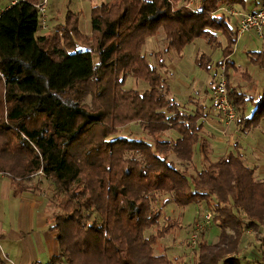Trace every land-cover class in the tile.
Instances as JSON below:
<instances>
[{"label": "trees", "instance_id": "obj_1", "mask_svg": "<svg viewBox=\"0 0 264 264\" xmlns=\"http://www.w3.org/2000/svg\"><path fill=\"white\" fill-rule=\"evenodd\" d=\"M14 1L0 9V173L15 195L48 198L59 250L47 264H181L156 253L180 227L171 217L160 226L161 193L180 207L206 201L221 228L214 244L200 236L194 264H241L235 255L247 231L259 234L264 249V180L240 150L213 160L205 105L185 111L160 70L165 55H181L196 39L221 48L217 66H225L236 122L241 132L257 127L264 92L249 94L231 77V68L243 74L231 59L238 31L219 12L245 0H197L193 7L192 0H110L92 6L90 33L80 28L82 12L69 9L42 34L38 0ZM162 33L165 49L155 66L145 46ZM249 56L264 67V52ZM196 61L214 67L206 53ZM129 77L148 87L127 88ZM135 122L143 137L120 134ZM171 129L179 133L175 140L165 138ZM197 149L205 166L190 178L169 157L192 161Z\"/></svg>", "mask_w": 264, "mask_h": 264}, {"label": "rangeland", "instance_id": "obj_2", "mask_svg": "<svg viewBox=\"0 0 264 264\" xmlns=\"http://www.w3.org/2000/svg\"><path fill=\"white\" fill-rule=\"evenodd\" d=\"M89 1L50 0L48 13L50 28L54 25L53 18H58L59 21H63L70 9L82 12L80 28L83 32L90 33V30H87V28L89 27L90 29L89 25L93 4L91 2V5H88ZM196 1L192 0L189 5L192 7L195 6ZM246 1L248 7H251V1ZM9 3L10 0H2L0 2V9L9 5ZM233 7L237 10H245L242 4H234ZM223 13L225 12L222 11L221 14ZM229 21L231 24H235L236 20L231 19ZM45 32H48V29H40L38 31L39 34ZM221 40L225 44L223 37ZM261 41L256 39L254 41L255 43L248 47L246 45V39L240 35L234 52L231 55V59L236 62L237 68L243 72V74L235 76L236 71L231 68V77H233L235 83L237 82L241 85L243 90L254 96H258L264 92V67L254 62L250 58L249 52L259 47L261 48L263 45ZM164 49L165 42L163 33L156 38L148 40L145 46V52L153 65L158 66L157 60L160 56H163ZM201 53H206L210 56L214 65L212 70L207 71L198 65L196 60ZM165 58L166 66L160 68V70L169 84V96L179 101L182 108L190 113L195 112L198 103H204L203 105L206 106V109L211 107V100H213V92L219 75L220 66H217V63L224 58L222 49L212 46L204 39H196L193 43L185 47L181 55H178L175 51H171L170 54L165 55ZM237 76L238 78L236 79ZM126 87L143 91L148 87V84L145 81H138L129 77L126 82ZM90 100L91 98L89 97L86 101L90 102ZM252 110L253 106L248 103L246 115L249 116ZM208 112L207 118L203 120L204 135L212 143L213 160L219 159L228 152L240 150L244 154L246 163L255 168L256 177L264 180V118L257 127L253 126L248 132H241L236 118L232 122H228L216 110L213 112L218 118L211 115L210 111ZM120 134L131 137H143L145 135L139 123L136 122L125 126L121 129ZM164 135L165 138L174 140L179 137V133L173 129L166 131ZM169 158L180 169L186 170L190 178L197 176L198 172L205 166L201 161L199 152H196L193 160L188 162H182L175 154H171ZM42 187L44 189H50L49 195L51 193L53 194V187L51 188L49 181L44 180ZM156 207L163 209L160 226L166 225V217L177 218L180 221L179 228L160 240L159 245L156 247V253H167L171 258L179 257L181 264H194L197 258L199 239H201L200 236L203 233L209 243L214 244L218 242L221 228L214 221V213L210 210L206 201L195 202L186 207H180L174 203L168 193H161ZM208 211L212 215L209 220L206 217ZM200 223H204L206 227L198 232L197 224ZM155 232L156 230L153 228L147 230L145 234L149 236ZM235 256L240 259L241 264H264V249L261 246L259 234L254 231L245 232L239 243V253Z\"/></svg>", "mask_w": 264, "mask_h": 264}, {"label": "crops", "instance_id": "obj_3", "mask_svg": "<svg viewBox=\"0 0 264 264\" xmlns=\"http://www.w3.org/2000/svg\"><path fill=\"white\" fill-rule=\"evenodd\" d=\"M93 1L96 0H90L88 5H91V2L94 5L110 0ZM250 1L251 7H248L246 1L244 11L255 10L261 4V0ZM53 22L54 25L59 23L58 18H53ZM87 30H90L89 27ZM241 36L246 39L248 47L254 44L256 39L262 40V47L251 51L264 52V35L260 37L251 31ZM211 101L212 105L205 110L203 120L207 118L208 111L217 117L213 112V100ZM196 152L198 153V149ZM48 205V198L43 193L23 192L15 195L9 178L0 175V257L3 264H47L58 253L59 244L56 231L50 228L51 211Z\"/></svg>", "mask_w": 264, "mask_h": 264}, {"label": "built area", "instance_id": "obj_4", "mask_svg": "<svg viewBox=\"0 0 264 264\" xmlns=\"http://www.w3.org/2000/svg\"><path fill=\"white\" fill-rule=\"evenodd\" d=\"M18 0H15L17 2ZM49 2L50 0H38L35 4L39 11V24L41 29H49ZM222 11L225 12L226 16L236 20L235 28L238 31V35L254 31L260 37L264 35V0L261 1L259 7L255 10L244 11L237 10L232 6L222 7ZM213 105L217 113L219 112L222 117L232 122L237 117L236 108L233 103L229 100L227 90V79L225 75V66L219 67V75L216 80V86L213 92ZM0 175H4L0 173ZM207 219H211V212L208 211L206 214ZM204 223L197 224V231H202L205 228Z\"/></svg>", "mask_w": 264, "mask_h": 264}]
</instances>
